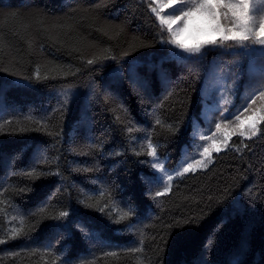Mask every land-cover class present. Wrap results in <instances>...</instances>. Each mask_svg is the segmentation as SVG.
<instances>
[{
	"label": "trees",
	"instance_id": "1",
	"mask_svg": "<svg viewBox=\"0 0 264 264\" xmlns=\"http://www.w3.org/2000/svg\"><path fill=\"white\" fill-rule=\"evenodd\" d=\"M150 3L0 0V122L12 120L0 135V178L7 177L0 188V235L7 240L0 245V264H60L57 256L70 264H229L237 253L242 264H264V139H244L243 147V138L232 136L234 147L214 153L206 169L174 178L171 191L156 199L157 187L142 179L155 175L144 163L151 160L145 137L150 135L168 166L175 165L181 150L193 144L205 87L223 78L230 84L233 61H240V82L247 84L248 68L259 56L213 53L199 64L170 58L169 48L158 42ZM125 51L130 55L124 57ZM109 54L117 59L87 64ZM244 92L241 87L230 97L227 114L241 105ZM214 111L220 117L218 107ZM157 116L163 126L155 124ZM44 156L37 169L60 175H10ZM44 202L46 210L39 212ZM129 205L136 215L113 223L120 214L114 206ZM61 210L69 211L67 230L51 227L64 223L50 218ZM17 212L25 221L21 235L8 239L11 228L21 227L19 217L13 219ZM187 217L196 223L168 227ZM141 231L143 251H125L138 244ZM48 244L52 251L42 252Z\"/></svg>",
	"mask_w": 264,
	"mask_h": 264
},
{
	"label": "snow or ice",
	"instance_id": "2",
	"mask_svg": "<svg viewBox=\"0 0 264 264\" xmlns=\"http://www.w3.org/2000/svg\"><path fill=\"white\" fill-rule=\"evenodd\" d=\"M149 7L151 12L154 14L159 24L158 42L162 47L169 48V57L176 58L186 64H199L203 61L206 56L216 53L219 55H234L239 57L259 56V62L253 61L247 71V75L250 77L247 84L240 82L241 71L237 69L241 68L240 61H233L236 65L235 68L230 69L231 83L225 82L224 93H221V100L224 105H229L231 101L228 97H235L239 94L241 87L245 88L243 94V101L241 105L234 108V111L228 113V108H219L218 103V114L221 116L219 122L213 121L215 132H212L211 127L208 132H201L198 139L211 141L210 146L196 145L197 155L191 157L185 153V159L182 160L180 165L175 169L166 168V161L163 157L157 153V145H154L150 135L146 136L147 139V155L152 157V160L146 161L150 168L155 169L160 175L151 177H142L148 185H155L157 191L152 194V198L168 194L172 187V181L174 177H183L188 173H195L198 169H206L208 165L213 161L212 153H219L221 150L229 147V141L234 135H238L243 138L240 144L243 147L248 145L243 144V140H252L255 137L264 139V129H261L260 125L264 124V108L253 110L252 114L242 119L244 113L252 109V106L257 104V101L264 102V0H152ZM169 9L168 12L163 13L164 9ZM13 17L17 14L12 13ZM175 25V27H173ZM123 31V29H121ZM166 34V35H165ZM187 35L191 42H185L181 39L182 36ZM145 47L150 45H143ZM4 45L0 43V49ZM179 50V52L175 50ZM183 54V55H182ZM130 55L129 51L124 52V57ZM112 59L116 60L117 57L113 55H105L102 58L88 59L87 64L93 65L95 63H102L103 60ZM120 59H123L121 57ZM129 65H135V61H129ZM3 69H0L2 71ZM131 70V69H130ZM161 74L164 82L168 81L167 70L161 69ZM15 76L16 73H11ZM199 72H197V76ZM34 77L37 81L41 79L39 69L34 73ZM54 78V77H53ZM24 80L30 81L32 77L24 76ZM43 79H49L48 76H44ZM135 82V81H134ZM14 83V82H8ZM3 90V85H0V91ZM171 95V93H169ZM167 98V97H166ZM67 103V100H65ZM157 107H162V104H158ZM125 113L128 110L124 109ZM233 118L238 121L239 124L231 133H224L223 138H218L216 133H220L222 127H226L225 121L232 122ZM26 119H33L29 116ZM85 119L87 117L85 116ZM119 119V117H117ZM12 120L2 118L0 122V135L5 134V125L11 124ZM36 123H40L39 120ZM155 124L163 126L162 120L159 116L155 119ZM171 128V125L168 126ZM199 127L193 121V141L197 139L196 129ZM40 131V128L34 129ZM132 129L129 128L128 131ZM139 130V129H138ZM20 132H24V128L19 129ZM15 130H10L8 134H14ZM51 135V133H48ZM202 149V150H201ZM236 151H240L239 147L235 148ZM135 151V149L133 150ZM139 154V153H137ZM47 161V157L44 156L42 159L36 160L29 168L21 169L19 172L13 171L10 175H24L29 178L39 179L40 176L47 175H60L59 172L52 173L39 171L37 164L44 163ZM7 177L0 178V188H3V182ZM3 193L0 192V195ZM103 195V193H101ZM48 202H44L38 206L39 212L46 210ZM80 203H84L83 200ZM90 207V205H85ZM99 211L103 212L104 208H100ZM113 211H119L118 219H113V223H119L122 220L130 218L136 215L135 210L129 205L127 210L118 209L114 206ZM36 213L33 212L32 215ZM75 214V212L73 213ZM109 218H112L111 212L108 213ZM19 217L20 228H11L8 239H17L21 235V231L24 225L23 214L17 212L13 216V219ZM69 211L61 210L58 215L50 217L54 220L64 221L59 225H53L51 227L57 230H67L72 226V221L68 220ZM196 223L195 218L187 217L175 220L168 227H183L185 224ZM82 234L88 235V232L83 224L77 223L76 225ZM129 230L134 228V225H129ZM219 230V226L213 231L212 235L209 236L206 247L210 248L215 242V232ZM140 239L138 244H133L130 249L125 251H132L140 253L143 251L144 246V233H139ZM155 239V237H154ZM164 238L161 237V240ZM7 240L0 235V245H3ZM166 243V241H165ZM244 250L242 245L241 251ZM52 251L51 244H48L42 252L50 253ZM15 254V253H14ZM106 255L111 257H117V251H108ZM60 259V264H70L69 261L61 259L60 256L56 257ZM142 264V262H141ZM229 264H242L241 254L237 253L229 262Z\"/></svg>",
	"mask_w": 264,
	"mask_h": 264
},
{
	"label": "rangeland",
	"instance_id": "3",
	"mask_svg": "<svg viewBox=\"0 0 264 264\" xmlns=\"http://www.w3.org/2000/svg\"><path fill=\"white\" fill-rule=\"evenodd\" d=\"M150 1L152 2V0H150ZM168 11H169V9L166 8L163 10L162 14L166 13ZM173 27H175V25H173ZM181 39L185 42H191L188 39L187 35L182 36ZM175 51L179 52L178 49ZM224 83H225L224 78L222 81L220 80V82L218 80L216 82H215V80H213L211 84H208L205 87L204 91L202 92L203 97H204V103H203V108H202L201 113H200V121H195V123L199 125V127L195 130L197 139L195 141H193V131H194V129H193L191 132V138H190V141L193 144H191V146H189V147H184L181 150L180 157H179L177 163L173 166H168L167 164H165L166 168L175 169L176 167H178L180 165V163L182 162V160L186 158L185 153H187L188 157H191L193 155H197L196 147H195L196 145H201V144L204 146H210L211 145V141H209V140L201 141L198 139V136L201 132H208V129L210 127H211L212 132H215V127H214L213 121L219 122L221 120V116L220 117H218L216 115L214 116V112H215L214 108L218 107V103H219V107H222V109L223 108H229L230 104L224 105L223 101L221 100V93H224ZM228 98L230 100V97H228ZM260 108H264V103H262L261 106H258L254 110H257ZM252 111L250 112L249 115L252 114ZM225 115H227V113H225ZM249 115L245 116V114H244V116H242V119L246 118ZM224 123L226 124V127H222L221 132L216 133V136L218 138H223L224 133H231V131L233 129H235L237 127V125L239 124V122L235 121L234 118H233L231 123H229L228 121H225ZM214 153L215 152H213L212 155ZM150 159L152 160V157H150ZM198 170H204V169H198ZM153 172L155 173L156 176L160 175V173H157L155 169H153ZM174 178H176V177H174Z\"/></svg>",
	"mask_w": 264,
	"mask_h": 264
}]
</instances>
